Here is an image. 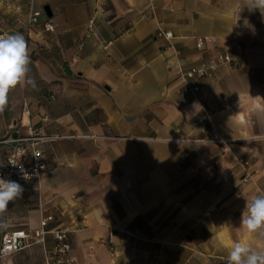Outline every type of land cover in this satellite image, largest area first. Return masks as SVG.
<instances>
[{
	"label": "crops",
	"instance_id": "0c3cea01",
	"mask_svg": "<svg viewBox=\"0 0 264 264\" xmlns=\"http://www.w3.org/2000/svg\"><path fill=\"white\" fill-rule=\"evenodd\" d=\"M243 7L0 0V35L25 37L35 81L0 112V170L17 130L55 138L36 146L42 175L0 217V248L19 230L33 245L0 264H47L56 240L34 233L49 215L76 264H227L235 242L264 247L240 227L264 194V16ZM32 10L44 14L29 26ZM199 68L205 77L186 78Z\"/></svg>",
	"mask_w": 264,
	"mask_h": 264
},
{
	"label": "clouds",
	"instance_id": "9594fccd",
	"mask_svg": "<svg viewBox=\"0 0 264 264\" xmlns=\"http://www.w3.org/2000/svg\"><path fill=\"white\" fill-rule=\"evenodd\" d=\"M245 7L264 16V0H244ZM30 63L27 41L22 34L0 35V112L7 107L11 90L17 86L35 87V81L29 75ZM194 107L196 110L201 108L198 103ZM21 171L22 179H31L22 168ZM23 192V186L17 181L0 177V217L7 212L9 203L20 199ZM240 227L249 236L264 241V194L246 201ZM227 264H264V247L256 249L249 243L235 242L228 252Z\"/></svg>",
	"mask_w": 264,
	"mask_h": 264
},
{
	"label": "built area",
	"instance_id": "2783aa9c",
	"mask_svg": "<svg viewBox=\"0 0 264 264\" xmlns=\"http://www.w3.org/2000/svg\"><path fill=\"white\" fill-rule=\"evenodd\" d=\"M17 10L20 11L21 8L18 7ZM43 14L44 13L42 11L32 10L29 19V26L38 24ZM46 28L47 31L54 30L51 24H47ZM166 36L168 38H171L172 34L168 33L166 34ZM201 47L202 45L199 44L198 49H201ZM230 61L231 59L229 57L221 56L218 59L217 65L228 64L230 63ZM215 67L217 66L213 65L210 68L212 69ZM207 70L208 69L205 68L192 69L189 73L186 74V78L189 80L201 79L206 76ZM198 90V87L194 88L195 92ZM54 139L55 138L43 136L33 128H30L28 130L27 136H23L21 131L17 130L15 132V137H11V139L9 138L4 141V144H11L12 149L9 153L6 167L0 170V177H3L4 179L15 180L20 184L28 183L33 181L34 179H38L43 173L44 166L41 162L42 152L38 150L36 146L38 144L52 141ZM26 145H30L33 149L32 163L30 165L25 164V157L27 154ZM21 168L24 172H27L31 176L30 180L22 179L23 172L21 171ZM54 219L55 218L52 215L44 217L41 221V230L34 233L35 237L38 238V243H44V236L49 233H51L56 240L55 247L52 249V251L47 252V264H76L75 260L71 257L72 248L69 240V233L62 229L54 231L46 230L49 223L53 222ZM31 245H33L31 234L26 231L19 230L5 233L0 248V263L2 259L20 252Z\"/></svg>",
	"mask_w": 264,
	"mask_h": 264
},
{
	"label": "water",
	"instance_id": "95a60500",
	"mask_svg": "<svg viewBox=\"0 0 264 264\" xmlns=\"http://www.w3.org/2000/svg\"><path fill=\"white\" fill-rule=\"evenodd\" d=\"M45 12H46L48 15H50V10H49V8H45Z\"/></svg>",
	"mask_w": 264,
	"mask_h": 264
}]
</instances>
